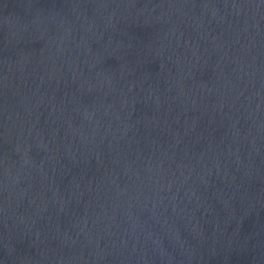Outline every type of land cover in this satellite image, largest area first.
Segmentation results:
<instances>
[{"label":"water","instance_id":"1","mask_svg":"<svg viewBox=\"0 0 264 264\" xmlns=\"http://www.w3.org/2000/svg\"><path fill=\"white\" fill-rule=\"evenodd\" d=\"M0 264H264V0H0Z\"/></svg>","mask_w":264,"mask_h":264}]
</instances>
